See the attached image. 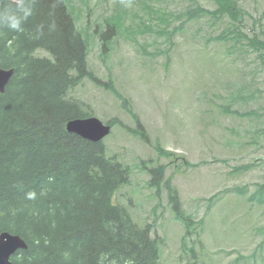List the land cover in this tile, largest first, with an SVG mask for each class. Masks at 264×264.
<instances>
[{
  "label": "rangeland",
  "instance_id": "rangeland-1",
  "mask_svg": "<svg viewBox=\"0 0 264 264\" xmlns=\"http://www.w3.org/2000/svg\"><path fill=\"white\" fill-rule=\"evenodd\" d=\"M196 3L216 8L213 0H68L101 80L84 78L69 96L103 123L118 122L104 144L131 177L114 200L163 239V264H264V66L249 48L212 40L228 17L181 16ZM238 3L245 32L264 30V0ZM113 16L117 35L104 52L99 34ZM161 165L163 179L151 186L149 170ZM167 184L190 227L172 210Z\"/></svg>",
  "mask_w": 264,
  "mask_h": 264
},
{
  "label": "trees",
  "instance_id": "trees-1",
  "mask_svg": "<svg viewBox=\"0 0 264 264\" xmlns=\"http://www.w3.org/2000/svg\"><path fill=\"white\" fill-rule=\"evenodd\" d=\"M213 1V11L196 3L181 16L209 17L210 24L228 17L229 27L212 40L249 48L264 66L263 26L246 33L247 13L238 0ZM17 2L3 0L0 7ZM67 4L37 0L24 32L0 27V68L14 70L0 93V234L19 235L28 245L12 256L13 264H163V239L152 236L151 226L135 224L114 200L130 183L131 168L108 157L104 141L85 140L66 128L73 119L92 116L69 96L71 90L84 78L101 83L87 66L88 48ZM112 19L99 34L104 52L117 35L120 20ZM140 124L134 132L144 137ZM162 171V165L149 170L151 186L160 184ZM166 186L172 210L190 227L177 189ZM28 192L36 199H26ZM193 258L188 264H201Z\"/></svg>",
  "mask_w": 264,
  "mask_h": 264
},
{
  "label": "water",
  "instance_id": "water-1",
  "mask_svg": "<svg viewBox=\"0 0 264 264\" xmlns=\"http://www.w3.org/2000/svg\"><path fill=\"white\" fill-rule=\"evenodd\" d=\"M14 74L13 69L0 68V93H4ZM111 125L103 123L97 117L78 118L68 122L67 130L85 140L101 142L111 132ZM28 248L27 243L19 235L8 232L0 234V264H13L12 256L20 250Z\"/></svg>",
  "mask_w": 264,
  "mask_h": 264
},
{
  "label": "clouds",
  "instance_id": "clouds-1",
  "mask_svg": "<svg viewBox=\"0 0 264 264\" xmlns=\"http://www.w3.org/2000/svg\"><path fill=\"white\" fill-rule=\"evenodd\" d=\"M36 2L37 0H18L15 7H0V27H4L11 32H24L23 25L34 15ZM0 4H3V0H0ZM51 27L54 30L55 24ZM25 198L34 200L36 199V193L28 192Z\"/></svg>",
  "mask_w": 264,
  "mask_h": 264
}]
</instances>
